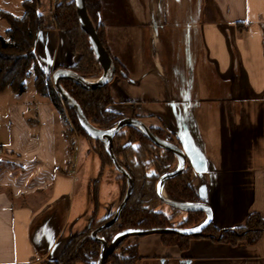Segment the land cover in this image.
I'll list each match as a JSON object with an SVG mask.
<instances>
[{"label": "crops", "instance_id": "0c3cea01", "mask_svg": "<svg viewBox=\"0 0 264 264\" xmlns=\"http://www.w3.org/2000/svg\"><path fill=\"white\" fill-rule=\"evenodd\" d=\"M23 1L0 0V11L20 17ZM54 1L39 2L34 45L51 80L78 59L56 26ZM99 1L104 41L121 68L108 84L109 109L178 142L215 228L264 219V0H159V9L155 0ZM29 75L28 99L27 86L0 92V264L58 260L100 193L97 181L91 193L98 155L81 141L76 148L80 135L65 131L63 112ZM82 155L83 168L92 165L80 174ZM91 219L95 212L87 226ZM136 242L133 264H264V231L254 243L193 237L184 250L157 233Z\"/></svg>", "mask_w": 264, "mask_h": 264}, {"label": "trees", "instance_id": "16d2710c", "mask_svg": "<svg viewBox=\"0 0 264 264\" xmlns=\"http://www.w3.org/2000/svg\"><path fill=\"white\" fill-rule=\"evenodd\" d=\"M39 2L40 0H24L22 2L23 14L20 17L6 11H0V19L6 21L8 25L5 36L0 35V92L7 87H10L15 93L24 92L26 89L25 79L30 68H32L35 74L34 87L36 91L48 95L53 105L62 110L61 99L55 91L54 85L50 84L49 78L36 63L34 57L35 39L38 31L43 27L42 15L37 10ZM85 8L94 30L110 54L104 41L103 25L100 22V1L85 0ZM53 11L56 26L64 32L70 52L78 55L76 63L67 68L82 77L98 78L103 71L102 65L91 46L87 34L78 22L74 0H55ZM112 60L115 74H117L121 68L115 58L112 57ZM60 83L78 103L85 117L94 127L101 130L110 129L123 119L122 115L109 109L112 103V97L108 89L109 83L91 89H84L69 79H61ZM64 105L79 135L91 142L92 150L98 155L102 165H108L116 171L117 178L122 182L121 201L126 190L125 176L115 169L103 141L87 135L80 126L73 109L65 103ZM148 129L159 139L179 147L176 140L165 138L162 129ZM112 152L120 166L131 176L134 187L126 204L120 210L117 221L110 227L102 229L98 233V237L110 242L115 234L126 229H164L172 227V219L180 216L183 212L166 204L161 199L157 193V182L162 176L174 172L178 166L176 153L155 143L142 129L134 124H124L114 133ZM192 177V167L185 159L183 167L176 174L164 180L163 191L165 195L174 201L202 203V199L194 189ZM162 205H166L170 212L167 213L160 209ZM185 213V217L174 227L189 228L199 224L205 218V212L202 209L186 211ZM113 214L114 211L99 221L91 219L84 231L68 240L60 258L51 261L49 264H77L79 262L96 264L101 252V243L99 240L93 239L90 233L110 219ZM263 231L264 219L257 214H252L248 217L245 226L234 229H217L210 221L200 233L196 234L164 231L157 234L160 235L164 245L177 246L184 250L193 237H210L230 244H236L241 240L254 243ZM141 236H128L122 239L113 252L108 255L105 264H133L135 258L131 256V253L137 254L136 239ZM131 238H134L133 247L124 245Z\"/></svg>", "mask_w": 264, "mask_h": 264}, {"label": "water", "instance_id": "95a60500", "mask_svg": "<svg viewBox=\"0 0 264 264\" xmlns=\"http://www.w3.org/2000/svg\"><path fill=\"white\" fill-rule=\"evenodd\" d=\"M75 3V9H76V16L78 19V22L83 29V31L87 34L88 39L91 43V46L99 59L101 65H102V74L100 77L95 79V83L90 84L87 80V78L82 77L81 75L77 74L76 72L72 71L71 69L67 67H62L55 69L52 73V81L53 85L55 88V91L61 98V100L67 104L70 108L73 109L75 112L79 124L82 127V129L86 132L87 135L94 139H103L106 142V151L109 154V156L112 159L113 165L115 169L123 174L126 178V191L118 204L113 216L108 219L106 222L101 224L100 226L96 227L93 229L90 233V236L93 239L99 240L101 243V252L99 255L98 260L96 261V264H105L106 258L108 257L109 254L113 252L115 249L116 245L124 238L128 236H139V235H145V234H151V233H158V232H175L179 234H196L200 233L210 222V212L209 209L203 205L202 203L199 205H194V206H187L181 203H177L175 201H172L168 198H166V195L161 194V190H163V182L164 180L169 177L173 176L176 174L184 165L185 158L183 153L180 151V149H177L176 147H172V144L169 142H166L164 140H160L156 138L154 135L151 134L150 130L138 119H122L112 130L110 131H103L95 128L90 122L87 120L85 117L83 111L81 110L80 106L78 103L68 94V92L62 87L60 80L61 79H69L72 82L80 85L84 89H91L99 86H104L108 84L112 78L114 77L115 74V67L114 63L112 60L111 55L108 53L104 45L102 44L100 38L98 37L96 31L94 30V27L87 15L86 8H85V0H74ZM128 123H135L139 127L143 129V131L157 144L171 149L174 153H176L178 160H179V165L177 166L176 171L162 176L159 181L157 182V193L161 197V199L168 205L180 209V210H190V209H202L204 212L207 213V218L206 221L207 223H202L194 228L191 229H180V228H173V227H168V228H151V229H126L123 231L118 232L113 236L110 242H108L105 239L99 238L98 233L107 227H110L113 223H115L118 219L119 212L123 208V206L126 204L127 200L129 199L130 195L132 194L133 191V181L131 176L128 174V172L120 166V164L117 162L116 157L114 153L112 152V139L114 133L124 124ZM194 229H199V230H194Z\"/></svg>", "mask_w": 264, "mask_h": 264}, {"label": "rangeland", "instance_id": "374dc122", "mask_svg": "<svg viewBox=\"0 0 264 264\" xmlns=\"http://www.w3.org/2000/svg\"><path fill=\"white\" fill-rule=\"evenodd\" d=\"M155 5L156 7L159 9L160 7V2L159 0H155ZM54 8V7H53ZM54 13V11H53ZM159 18V12L156 13V19ZM43 20V19H42ZM8 27L6 21L4 20H0V35L2 36H5V29ZM36 61V60H35ZM37 63V62H36ZM38 64V63H37ZM39 65V64H38ZM30 73L29 74H32V75H35L32 68H30ZM27 76V78L25 79V85L28 87V90L26 91V93L23 95L24 98H29V96L31 95L32 91H34V88L32 86V81H31V75ZM101 76V75H100ZM99 76V77H100ZM86 78V77H85ZM87 79H93V78H87ZM96 79V78H95ZM49 81H50V84L53 85V82L52 80L49 78ZM55 89V88H54ZM61 99V98H60ZM61 107H62V116L65 118V121L68 125V127L65 128V131H67L68 134H78V131L76 129V126L73 124L72 120H71V117L69 115V112L66 108V106L64 105L63 101L61 100ZM118 124V123H117ZM116 124V125H117ZM128 124H134L136 125L137 127H139L137 124L135 123H128ZM116 125H114L112 128L110 129H106V130H103V131H110L112 130ZM96 128V127H95ZM140 129H142L141 127H139ZM98 129V128H97ZM101 130V129H99ZM143 130V129H142ZM152 134V133H151ZM153 135V134H152ZM155 136V135H154ZM156 137V136H155ZM158 138V137H156ZM159 139V138H158ZM103 141V144L104 146L106 145V142L105 140L101 139ZM161 140V139H160ZM79 141H81L83 143V145L86 146V152L85 154L90 151V152H93L94 151L92 150V147H91V142L86 139L85 137H82L80 136L77 139H74V142H75V145H76V148L79 147ZM167 142V141H166ZM71 146H73V143L71 144ZM172 147H176V145L172 144ZM106 148V146H105ZM85 159L84 155L81 156V158H79V163H78V168H80V174L81 173H86V171H90L91 169V166L90 164L92 165L91 163V160L88 161V168L85 169L83 168L82 166V162L83 160ZM97 161H98V171H97V176L95 177L93 183H92V189H91V193L94 194V189H95V181H97V185L99 184V190H100V193H99V199H98V202H97V207L98 209L96 210V206H95V203L92 202V205L90 204L89 205V213L87 214V216H85V220H86V225L82 227L81 231L82 232L83 230H85L86 226H87V223H88V218L95 212L96 213V220L99 221L101 219H103V217L107 214H111L112 211L115 212L117 206H116V203L119 202V199L121 197V192H122V182L121 180H118L116 179V171L110 167V166H103L100 159L97 158ZM177 169V167H176ZM176 169L174 171H176ZM79 174V173H78ZM127 186V184H126ZM126 191V190H125ZM78 194H77V197H76V203H77V200L80 199L78 198ZM166 198H168L166 196ZM169 199V198H168ZM172 200V199H170ZM87 199H85V203L84 202H79L80 206H81V209L83 208V210L87 207H86V202ZM89 201V202H90ZM174 201V200H172ZM177 203H181V204H184V205H187V206H194V205H199L201 203H187V202H182V201H175ZM85 204V205H84ZM79 206V207H80ZM116 206V208H115ZM160 209L166 211L167 213L170 212L169 208L166 206V205H162L160 206ZM199 209V208H198ZM110 210V211H109ZM192 210H195V209H190V210H180L182 211L183 213L180 214V216L176 217V218H173L172 219V224H173V228H178V227H174L176 226L183 217H185L186 215V211H192ZM197 210V209H196ZM169 211V212H168ZM111 212V213H109ZM206 221V215H205V218L203 220H201V222L197 225H194L192 227H189V228H180V229H191V228H194L202 223H204ZM74 236V235H73ZM134 238H131L130 240L126 241L124 243V245H129V246H132L134 244ZM133 247V246H132ZM131 256L134 257V261L136 260L137 258V254L135 253H131ZM133 261V263H134ZM77 264H83L81 262L77 263Z\"/></svg>", "mask_w": 264, "mask_h": 264}, {"label": "bare ground", "instance_id": "6f19581e", "mask_svg": "<svg viewBox=\"0 0 264 264\" xmlns=\"http://www.w3.org/2000/svg\"><path fill=\"white\" fill-rule=\"evenodd\" d=\"M87 81H88L90 84L95 83V79H88ZM161 194H162L163 196L165 195V193H164L163 190H161Z\"/></svg>", "mask_w": 264, "mask_h": 264}, {"label": "snow or ice", "instance_id": "6c2138e0", "mask_svg": "<svg viewBox=\"0 0 264 264\" xmlns=\"http://www.w3.org/2000/svg\"><path fill=\"white\" fill-rule=\"evenodd\" d=\"M39 14V13H38ZM205 223H207V221H205ZM194 230H199V229H194Z\"/></svg>", "mask_w": 264, "mask_h": 264}]
</instances>
